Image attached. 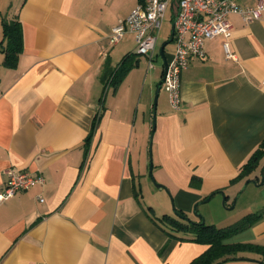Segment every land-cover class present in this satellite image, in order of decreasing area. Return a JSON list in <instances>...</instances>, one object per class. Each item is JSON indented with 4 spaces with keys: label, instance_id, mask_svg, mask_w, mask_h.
Here are the masks:
<instances>
[{
    "label": "crops",
    "instance_id": "crops-1",
    "mask_svg": "<svg viewBox=\"0 0 264 264\" xmlns=\"http://www.w3.org/2000/svg\"><path fill=\"white\" fill-rule=\"evenodd\" d=\"M139 1L0 0V44L3 20L19 19L23 37L14 67L0 49V190L8 168L44 178L0 204V264H188L208 245L167 234L160 217L177 216L172 203L198 221L196 202L240 189L257 193L245 207L256 218L223 242L264 245V152L241 167L264 139V14L230 15L235 58L222 36L205 40L181 71L179 104L159 100L153 127L147 57L129 49L133 33L108 45ZM244 256L221 264H261Z\"/></svg>",
    "mask_w": 264,
    "mask_h": 264
},
{
    "label": "built area",
    "instance_id": "built-area-1",
    "mask_svg": "<svg viewBox=\"0 0 264 264\" xmlns=\"http://www.w3.org/2000/svg\"><path fill=\"white\" fill-rule=\"evenodd\" d=\"M171 8L172 41L175 45L173 57L167 61L162 86L168 95L171 107L180 102V74L191 58L205 56V40L222 36L226 56L235 58L230 52L227 38L231 35V14H238L244 22H251L264 14V0H256L254 5H241L235 0H140L130 13L119 18L112 26L108 45L118 43L125 34L133 33L136 55L147 57L148 69L154 66L158 29L164 15ZM6 186L0 190V204L13 197L20 189H27L34 183H44L41 175L30 172L5 170ZM40 201L43 199L39 198Z\"/></svg>",
    "mask_w": 264,
    "mask_h": 264
},
{
    "label": "trees",
    "instance_id": "trees-1",
    "mask_svg": "<svg viewBox=\"0 0 264 264\" xmlns=\"http://www.w3.org/2000/svg\"><path fill=\"white\" fill-rule=\"evenodd\" d=\"M3 40L1 41V51L4 52V63L9 67L16 65V60L23 47L22 26L19 19L3 20ZM170 38V37H169ZM127 67L117 69L119 78L127 70ZM264 152V139L259 147L252 153L247 162L242 167V171H250L257 164L258 158ZM179 214L186 216L182 211L177 210ZM255 215L247 214L242 220L226 226L217 227L207 222L201 223L200 220L194 221L181 218L179 215L171 216L163 214L160 220L166 228L167 234L180 239H190L205 243L208 247L188 264H221L224 261L244 258L248 252H254L261 255V263H264V245L253 242L225 243L223 239L229 235L248 227L255 219Z\"/></svg>",
    "mask_w": 264,
    "mask_h": 264
},
{
    "label": "rangeland",
    "instance_id": "rangeland-1",
    "mask_svg": "<svg viewBox=\"0 0 264 264\" xmlns=\"http://www.w3.org/2000/svg\"><path fill=\"white\" fill-rule=\"evenodd\" d=\"M172 13H171V8H169L166 12V15H164V19L162 22V26L160 29H158V43L159 46L162 45L163 43H165L164 46V52L165 53H171L174 50V44L173 42L169 41V37L171 34V27H172ZM132 41L130 40L128 42L129 49H133L135 48V46L133 44H131ZM153 63H154V67L153 69L150 68V70H147V77L146 79L144 78L145 81V86H144V92L142 93V99L143 104L145 107V110L151 114V115H155L157 112V105H158V101L160 100V102H162V100H167L168 95L166 93V91L164 90L163 86H161L159 92L157 93V103L155 105V110L152 107L153 102H154V97L155 94L154 92H156V88H157V84H158V80H160V67H161V58L160 56L157 55H153ZM145 61L142 60L141 64L142 67L145 66ZM146 67H143V69L145 70ZM148 78H152L151 80ZM153 124V121H152ZM241 191V189H240ZM248 190H245V192L241 193L239 191H237L235 197L232 199V201L230 202H225V204L222 203V197L220 199V201H218V197H214V198H209V200L207 202H202L198 205L199 210L198 213L203 215V219L205 220V222L209 223V224H214L217 227L221 226H226V225H230V224H234L236 222H238L239 220H242L243 217H246L247 213L250 212L249 209H246L245 207L247 206V204H251V210H255L258 207V202H259V197L257 196V193L254 192H250V197L249 199H246L245 196H247L248 194ZM241 193V194H239ZM219 202V203H218ZM172 203L170 205V210L169 211H173L172 208ZM192 216L195 217V213H192Z\"/></svg>",
    "mask_w": 264,
    "mask_h": 264
},
{
    "label": "water",
    "instance_id": "water-1",
    "mask_svg": "<svg viewBox=\"0 0 264 264\" xmlns=\"http://www.w3.org/2000/svg\"><path fill=\"white\" fill-rule=\"evenodd\" d=\"M172 33H173V29L171 30V35H172ZM169 41H172V37H170L169 38ZM164 46H165V43H163L160 47H159V55L161 56V58H162V60H163V72H162V77H161V79L160 80H158L159 82H158V84H157V88H156V92H154V94H155V97H154V102H153V105H152V107L154 108V110H155V105H156V103H157V96H158V92H159V90H160V88H161V85H162V80L164 79V74H165V71H166V66H167V58H166V55H164L165 54V52H164ZM155 115H153V118H152V121H153V127L155 126ZM150 144H152V136H151V141H150ZM149 144V145H150ZM149 151H150V165H149V171H150V169L152 168V154H151V145H150V147H149ZM149 174H150V177H151V179H152V181H153V183L155 182L154 181V178L152 177V174H151V171L149 172ZM253 182H255V180H252ZM157 186H159V184L158 183H155ZM243 189V188H242ZM240 192V191H239ZM221 193V192H220ZM222 195H223V197H222V203L224 204V202H225V195L222 193ZM209 198H210V196H208L207 198H205L203 201H198V202H196L195 204H194V206H192L193 207V212L195 213V216L196 217H198V219L201 221V223H204L205 222V220L203 219V215L202 214H200V213H198V207H197V205H199L200 203H202V202H207L208 200H209ZM173 211H174V213L175 214H177V215H179L181 218H186V219H189L187 216H183V215H181V214H179L178 213V211L175 209V208H173ZM261 264H264V263H261Z\"/></svg>",
    "mask_w": 264,
    "mask_h": 264
}]
</instances>
